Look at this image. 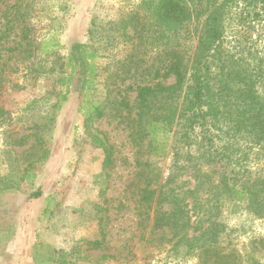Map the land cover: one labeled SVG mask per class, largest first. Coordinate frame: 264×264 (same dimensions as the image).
I'll return each mask as SVG.
<instances>
[{"label":"rangeland","instance_id":"obj_1","mask_svg":"<svg viewBox=\"0 0 264 264\" xmlns=\"http://www.w3.org/2000/svg\"><path fill=\"white\" fill-rule=\"evenodd\" d=\"M156 1L0 0V264H209L199 253L188 252L189 245L176 246L171 228L154 227L156 206L171 210L172 204L157 202L149 208L141 201L144 183L136 160H147L149 154L131 142L125 111L108 102L118 93L127 94L130 83L146 80L150 66L172 44L179 42L189 54L195 52L197 21L178 40L152 34L160 26L148 6ZM240 12L232 9L227 19L225 53L243 56L251 67L263 58L264 65V21L249 29L239 23ZM27 32L38 42L34 59L13 50L24 48L21 36ZM77 44L98 53L92 59L93 89L84 101L74 90L62 99L67 74H58L61 67L71 71L68 57ZM134 96L132 92L131 99ZM93 100L101 102L104 115L91 122L92 129L115 148L113 166L106 170L105 153L85 128ZM230 144L248 151L244 163L253 170L264 166V157L257 158L256 148H246L245 139L233 138ZM153 159L152 187L184 196L186 209L196 212L192 222L204 217L202 228L188 229L190 236L200 234L211 221L206 207L223 229L216 242L223 252H243L251 238L264 236V218L235 200L216 201L207 185L196 184L197 159L180 155L175 161L173 153ZM35 192L39 197L32 196ZM100 219L106 242L90 250L85 241L99 237ZM79 245L80 256L73 253ZM102 254L115 257L101 259ZM52 256L54 261L49 260ZM256 256L264 264V251Z\"/></svg>","mask_w":264,"mask_h":264},{"label":"trees","instance_id":"obj_2","mask_svg":"<svg viewBox=\"0 0 264 264\" xmlns=\"http://www.w3.org/2000/svg\"><path fill=\"white\" fill-rule=\"evenodd\" d=\"M148 8L160 26L152 34L161 39L171 36L180 39L194 21L200 23V28L192 55L183 50L179 42L172 44L171 48L165 49L158 63L150 66L146 80L130 83L125 88L129 91L127 94L118 93L108 100L113 108L125 111L124 122L131 142L139 147V152L149 154L147 160H136L140 168L139 179L144 183L140 187V199L149 208L157 202L163 206L164 203L172 204L171 210L156 206L154 227L159 230L171 228L176 238L174 244L189 245L187 251L199 253L203 263L263 264L256 253L264 251V236L251 238L243 252L236 249L223 252L218 248L216 242L223 229L212 221L214 212L211 208H204L208 221L211 220L207 227L200 234L190 236L188 229L202 228L204 217L192 222L196 212L190 213L186 209L185 197L152 187L155 180L149 175L153 170V158L173 153L175 161L180 155L188 160L197 159L196 184L207 185V192L214 195L211 198L235 200L256 217L264 218V166L253 170L250 164L244 163L248 151L230 144L231 139L241 137L245 139L246 148L257 149V158L264 157L263 58L251 67L243 56L225 53L223 46L228 37L226 23L232 9L239 8V23L254 30L257 23L264 21V0H157ZM20 44L24 45L23 49L16 47L13 50H19L20 55L25 53L27 58L36 57L38 42L28 32L21 36ZM96 56L95 50H89L83 44L73 47L68 57L71 71L67 73L63 67L58 70V74H67L62 99H67L69 92L74 90L82 95V101L85 100L86 92L93 89L96 67L92 59ZM49 71L57 70L51 68ZM3 80L0 75V88ZM132 92L135 96L131 99ZM93 101L86 113L85 128L94 145L105 153L103 169L106 170L113 166L115 148L105 135L92 129L91 122L104 115L101 102ZM194 191L197 192L196 187ZM39 195V192L32 194L34 197ZM206 205L209 207L208 203ZM99 226V237L85 241L90 250L101 249L106 242L102 219ZM81 252L80 245L73 250L75 255L80 256ZM113 257V254H102L101 259ZM36 260L42 262L37 257ZM49 260L54 261L53 256Z\"/></svg>","mask_w":264,"mask_h":264}]
</instances>
